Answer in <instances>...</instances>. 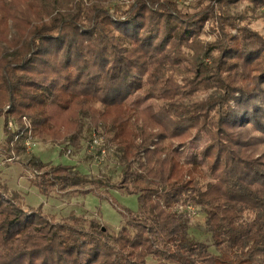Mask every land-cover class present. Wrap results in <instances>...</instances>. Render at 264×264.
<instances>
[{
    "label": "trees",
    "instance_id": "obj_1",
    "mask_svg": "<svg viewBox=\"0 0 264 264\" xmlns=\"http://www.w3.org/2000/svg\"><path fill=\"white\" fill-rule=\"evenodd\" d=\"M196 1L192 13L177 0L11 9L0 118L20 128L8 131L4 119L0 151L23 156V118L61 155L96 132L103 143L92 154L114 149L116 181L31 155L33 187L100 199L118 189L136 196L138 210L121 209L113 234L96 220L48 221L0 190V264H264V35L237 25L232 0ZM207 24L212 43L201 39ZM191 209L204 215L214 252L190 237Z\"/></svg>",
    "mask_w": 264,
    "mask_h": 264
},
{
    "label": "rangeland",
    "instance_id": "obj_2",
    "mask_svg": "<svg viewBox=\"0 0 264 264\" xmlns=\"http://www.w3.org/2000/svg\"><path fill=\"white\" fill-rule=\"evenodd\" d=\"M27 0H0V56L4 52L15 36L13 35L12 23L8 17L11 9L15 6L20 7ZM196 0H177L182 12L192 13ZM229 13L236 18L239 27H245L249 32H258L264 35V3H252L246 0L230 1ZM204 7V5H203ZM19 24V23H18ZM225 31L231 35H236L237 31L230 27H225ZM205 34L201 39L212 43L215 36L212 34L210 25L207 24L204 30ZM210 63L209 60L206 61ZM212 93V89L205 94L199 95L200 98L206 97ZM160 103L149 101L146 105L157 106ZM6 107L5 111H8ZM4 119L7 121L8 131H18L19 123L15 122L12 116L0 118V149L5 142ZM24 129L27 132V139L23 142L24 154L18 156L15 152L5 153L0 151V190L5 199H10L16 203L23 211L36 213L43 219H49L53 222H63L77 217L83 219L86 223L90 220H96L105 232L116 234L123 224L120 210L125 209L130 212H137L138 201L136 196L127 195L118 189L108 190L109 199H100L94 194L83 195H65L58 192H49L42 196L32 183L40 172L30 171L25 166L28 157H38L42 162L53 165L74 166L81 173L89 174L94 177L109 176L114 181L117 179V164L113 154V148L108 147L102 150L99 155L93 156L95 147H101L103 139L101 135L92 132L89 141L84 142L80 150L68 148L64 154H60V146L49 144V136L46 134V142L41 136L32 135V127L29 121L22 119ZM260 154V160L264 163V146H260L257 151ZM93 156V157H92ZM180 211L185 209L179 208ZM189 222V235L191 238L203 242L214 252L210 235L204 229V215L191 209ZM151 264V263H150Z\"/></svg>",
    "mask_w": 264,
    "mask_h": 264
}]
</instances>
